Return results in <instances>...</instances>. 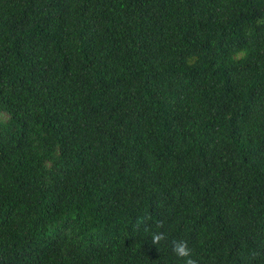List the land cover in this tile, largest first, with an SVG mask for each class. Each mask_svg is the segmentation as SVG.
<instances>
[{
    "label": "trees",
    "instance_id": "1",
    "mask_svg": "<svg viewBox=\"0 0 264 264\" xmlns=\"http://www.w3.org/2000/svg\"><path fill=\"white\" fill-rule=\"evenodd\" d=\"M173 240L264 264V0H0V264Z\"/></svg>",
    "mask_w": 264,
    "mask_h": 264
},
{
    "label": "clouds",
    "instance_id": "2",
    "mask_svg": "<svg viewBox=\"0 0 264 264\" xmlns=\"http://www.w3.org/2000/svg\"><path fill=\"white\" fill-rule=\"evenodd\" d=\"M162 226V224L160 225ZM152 244L157 245L165 239L163 232L152 233ZM172 251L175 255L183 260V264H198L197 259L193 258L192 249L188 245L187 240H173Z\"/></svg>",
    "mask_w": 264,
    "mask_h": 264
}]
</instances>
